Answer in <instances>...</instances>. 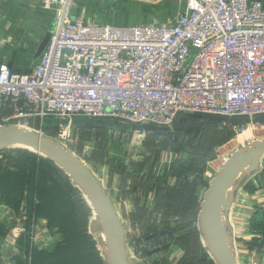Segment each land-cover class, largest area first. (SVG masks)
I'll return each instance as SVG.
<instances>
[{
	"label": "built area",
	"instance_id": "1",
	"mask_svg": "<svg viewBox=\"0 0 264 264\" xmlns=\"http://www.w3.org/2000/svg\"><path fill=\"white\" fill-rule=\"evenodd\" d=\"M38 1L56 27L30 72L2 66L0 125L44 136L47 120L172 127L188 114L215 116L234 129L222 163L264 137V122H253L264 116V0H174L168 21L128 25L73 15V0ZM237 119L250 121L230 122Z\"/></svg>",
	"mask_w": 264,
	"mask_h": 264
},
{
	"label": "crops",
	"instance_id": "2",
	"mask_svg": "<svg viewBox=\"0 0 264 264\" xmlns=\"http://www.w3.org/2000/svg\"><path fill=\"white\" fill-rule=\"evenodd\" d=\"M144 2L146 1L73 0L72 14L97 24L117 25L137 24L153 19L166 22L171 18L169 15L175 3L173 0L147 2L149 5ZM119 16L125 22L119 21ZM55 27L54 13L38 0H3L0 9V70L7 65L14 70L30 72L38 62V51L42 43ZM128 132L132 131L120 133ZM148 134L150 132L141 136ZM32 152L24 147H12L0 153V166L4 165L2 168L9 166V170L13 169L22 156L25 162L20 165L23 168L16 169L18 173H0V264H44L42 261L37 263L35 259L33 261L31 253L38 255L56 251L65 235L59 225L56 227L51 224L47 214L54 211L53 202L65 200L64 196L67 195L69 199H76V209L85 215L87 208L91 207L62 169ZM188 152V149L181 147L175 157L166 153L156 165L144 163L140 171L136 169L139 160L131 154L128 146L123 157L118 153H106L107 156L102 160L93 161L94 169H91L113 201L127 230V237L129 230L126 220L138 230L145 231V223L151 224V229L160 227L158 224L161 221L158 218L164 217L161 214L163 210L159 208L160 203H166L167 199L171 201L168 190L177 184L172 162L184 160ZM13 160L15 162L10 163ZM168 162L172 164L168 166ZM207 176L197 184L192 195V200L197 204L198 226L200 206L210 182ZM16 200L20 202L18 207L10 203ZM31 207L33 212H30ZM31 221L35 223L34 240L28 233ZM228 221L239 262L257 264L264 247V158L260 168L241 181ZM89 234L92 236V232ZM185 252L176 246L169 254V261L178 264L186 256ZM207 253L209 254L208 251ZM103 257L104 264H107L104 254ZM209 258V264H217L210 254ZM56 262L53 259L51 262L47 261V264Z\"/></svg>",
	"mask_w": 264,
	"mask_h": 264
},
{
	"label": "rangeland",
	"instance_id": "3",
	"mask_svg": "<svg viewBox=\"0 0 264 264\" xmlns=\"http://www.w3.org/2000/svg\"><path fill=\"white\" fill-rule=\"evenodd\" d=\"M144 3L149 5L147 2ZM172 6L175 7L174 4ZM177 6L176 3V9ZM117 18L119 21L125 22L121 16ZM74 121L71 120L67 126L63 125V127H60L62 124L58 127H48L44 131V136L74 152L93 169V161L102 160L107 156L106 153L122 155L127 146L129 151L131 149V154L133 153L132 155L139 160V165L136 166L138 171L142 169L141 166L144 163L156 165L165 157L166 153L175 157L181 147L189 150V154L184 160L167 164L168 166L172 164L177 184L176 187L174 185L168 190V198L171 197V201L167 199L165 207L161 208L163 210L161 214H164V217L158 218L161 221L158 224L160 227L151 229L147 224L145 231L138 230L126 220L129 230L127 243L130 249V258L134 260L135 264H172L169 261V254L176 246L181 247L191 257L190 260L187 259L182 264H207V259L210 258L198 228L197 205L194 210H190L188 195L192 199V193H194L197 184L201 183L207 173V178L211 180L221 167L223 157L227 155L231 146L228 142L234 135L233 127L224 122H212L205 119L191 120L180 131L173 132L168 136L157 137L158 139L156 138L154 141L149 138L150 134L147 137L132 132L116 133L101 127H77ZM50 124L53 125L54 122ZM74 128L75 131L72 133ZM22 157L18 158L17 165L13 166L11 170H9V166L2 168L4 165H1L0 173L3 175L18 173L16 169L24 167L20 166L25 163ZM14 162V160L10 161V163ZM64 199L53 202L54 211H49L47 214L51 224L56 227L59 225V228L63 230L65 238L62 239V243L59 244L56 251L38 255L32 252L30 258L33 261L35 259L37 263L42 261L44 264L53 259H56V264H104L102 254L104 236L99 229H94L95 213L92 207L87 208V218L85 213L76 209V199H69L67 195L64 196ZM17 203L18 201L15 204ZM48 207L51 208V206ZM32 209L31 207L30 212ZM34 226L33 222L29 232L34 230ZM89 232H92V236ZM150 237L157 239L151 241Z\"/></svg>",
	"mask_w": 264,
	"mask_h": 264
},
{
	"label": "water",
	"instance_id": "4",
	"mask_svg": "<svg viewBox=\"0 0 264 264\" xmlns=\"http://www.w3.org/2000/svg\"><path fill=\"white\" fill-rule=\"evenodd\" d=\"M50 34L48 33L39 49V56L47 45ZM189 118L227 122L220 117L188 114L182 116L172 127L86 118L75 119L74 124L77 127H101L120 132L164 134L180 131ZM47 121L49 123L54 122L56 127L60 124H69L67 119ZM249 121V119H237L230 122L243 125ZM258 121L264 122V116L253 120V122ZM74 131L75 128L72 129V133ZM12 147H24L51 160L80 189L95 213V228L99 229L104 236L102 251L107 264H135L134 260L130 258L125 225L101 181L84 160L57 141L47 138L35 130L13 125H0V153ZM263 158L264 138L249 142L233 152L221 164L209 182L200 206L199 228L206 249L217 264H241L237 258L234 240L229 228V213L241 181L260 168Z\"/></svg>",
	"mask_w": 264,
	"mask_h": 264
},
{
	"label": "trees",
	"instance_id": "5",
	"mask_svg": "<svg viewBox=\"0 0 264 264\" xmlns=\"http://www.w3.org/2000/svg\"><path fill=\"white\" fill-rule=\"evenodd\" d=\"M174 2V1H173ZM174 5H175V7H172V9H171V12H170V17H174V15L176 14L175 13V11L177 10L176 9V2L175 3H173ZM173 8H174V13H173ZM176 9V10H175ZM191 120H204V119H199V118H189L188 119V121L184 124V126H186ZM31 124L33 125V126H36V127H39V126H41L40 125V120H34V121H32L31 122ZM42 126H43V130L45 131L46 129H48V127H51V128H53L54 127V124L52 125V124H50L48 121H45L43 124H42ZM183 126V127H184ZM169 134H173V132H168V133H164V134H157V133H154V132H150V137L149 136H147V137H149L151 140H156V138L158 137H162V136H168ZM157 138V139H158ZM28 151V150H27ZM33 153V152H32ZM42 157V156H41ZM47 159V158H46ZM49 160V159H48ZM51 160H49V162H50ZM50 163H53L52 161L50 162ZM32 165H33V167H35V164L34 163H32ZM33 180V179H32ZM33 182H34V180H33ZM177 190H181V189H177ZM169 193V192H168ZM167 193V194H168ZM185 194H188V193H185ZM192 195H193V193H192ZM168 197H169V194H168ZM188 197L190 198V199H188L189 201V208H190V210H194V208H196V203H194V201L191 199V197H190V195H188ZM17 201V200H16ZM16 201H12V202H10L11 204H13L14 206H17L18 207V205L20 204V202H18L17 204H15L16 203ZM32 204V203H31ZM166 205V203L165 202H161L160 203V206H159V208H163V207H165V205ZM31 210V209H30ZM32 211H33V209H32ZM143 220V219H142ZM146 224H148V223H145V225ZM149 225H151V224H149ZM157 238H152L151 239V241H155ZM187 259H191V257L190 256H188L187 254H186V256H184V258L182 259V260H180L179 261V263L178 264H182V262H186L187 261ZM188 260V261H189ZM207 264H209V262H208V259H207ZM213 264V263H212Z\"/></svg>",
	"mask_w": 264,
	"mask_h": 264
},
{
	"label": "bare ground",
	"instance_id": "6",
	"mask_svg": "<svg viewBox=\"0 0 264 264\" xmlns=\"http://www.w3.org/2000/svg\"><path fill=\"white\" fill-rule=\"evenodd\" d=\"M248 136H249V134H243V135L239 136V138L237 139V142L245 140Z\"/></svg>",
	"mask_w": 264,
	"mask_h": 264
}]
</instances>
